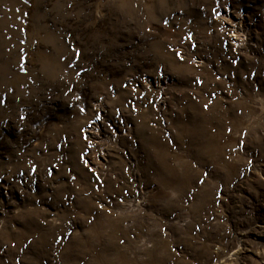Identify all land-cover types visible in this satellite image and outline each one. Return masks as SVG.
<instances>
[{
	"label": "rangeland",
	"instance_id": "rangeland-1",
	"mask_svg": "<svg viewBox=\"0 0 264 264\" xmlns=\"http://www.w3.org/2000/svg\"><path fill=\"white\" fill-rule=\"evenodd\" d=\"M0 264H264V0H0Z\"/></svg>",
	"mask_w": 264,
	"mask_h": 264
}]
</instances>
